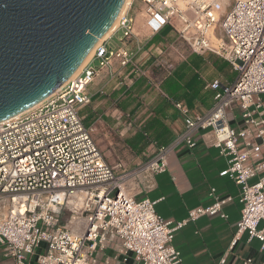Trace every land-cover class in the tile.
Segmentation results:
<instances>
[{
  "label": "built area",
  "instance_id": "obj_1",
  "mask_svg": "<svg viewBox=\"0 0 264 264\" xmlns=\"http://www.w3.org/2000/svg\"><path fill=\"white\" fill-rule=\"evenodd\" d=\"M138 1L147 20L170 26L193 52L221 56L236 78L209 84L214 97L205 112L173 102L184 119L182 131L144 162L128 170L121 163L109 165L79 111L90 104L88 89L100 71L116 62L120 70L146 76L147 69L136 62L141 45L130 46L137 37L133 18L124 12L116 27L122 31L120 47L101 41L80 71L53 94L0 121V248L12 264H98V253L108 248L132 256L134 264H183L173 244L175 233L203 215L226 217L222 205L231 198H214L174 221L156 212V201L135 192L151 187L174 149L194 147V135L201 131L210 132L208 145L227 156L221 174L239 188L242 211L231 246L246 233L264 249V175L251 182L264 171V162H249V142L244 149L239 146L250 126L256 137H264V0ZM217 27L223 39L214 47L208 33ZM233 106L245 128L229 125L227 111Z\"/></svg>",
  "mask_w": 264,
  "mask_h": 264
},
{
  "label": "crops",
  "instance_id": "obj_2",
  "mask_svg": "<svg viewBox=\"0 0 264 264\" xmlns=\"http://www.w3.org/2000/svg\"><path fill=\"white\" fill-rule=\"evenodd\" d=\"M142 7L140 1L130 0L125 12L133 18L137 34L130 46L141 45L136 62L147 69L146 76L135 77L127 69L120 70L116 62L110 69L100 71L88 89L90 104L79 111L86 127L102 132L100 146L105 159L111 165L120 161L126 170L144 162L182 131L184 119L173 102L184 104L194 113L205 112L213 104L214 91L209 84L218 79L229 84L236 78L227 60L208 50L191 51L170 26L147 20ZM118 32L122 33L115 29L106 37L105 44ZM208 37L216 47L223 39L220 27L211 30ZM120 46L119 43L117 47ZM262 101L264 105V96ZM227 114L231 127L245 128L238 106L228 109ZM247 131L249 134L239 140L240 148H246L245 143L249 142V162H264V137H256L252 126ZM211 137L208 131L195 133V146L188 148L183 144L174 149L165 172L152 177L151 187L139 188L135 193L156 201V212L163 219L174 221L184 220L191 209L207 206L214 198L230 197L222 205L226 217L203 215L187 222L175 233L173 244L183 264H222L221 259L223 264H245L247 259L252 261L248 264H260L264 249L257 240H249L246 233L240 234L231 246L242 211L239 188L221 174L228 158L208 145ZM111 153L119 160H114ZM261 175L264 171L251 182ZM212 189L214 193L210 195ZM2 251L0 248V264H12ZM98 264H134V260L108 248L98 253Z\"/></svg>",
  "mask_w": 264,
  "mask_h": 264
},
{
  "label": "water",
  "instance_id": "obj_3",
  "mask_svg": "<svg viewBox=\"0 0 264 264\" xmlns=\"http://www.w3.org/2000/svg\"><path fill=\"white\" fill-rule=\"evenodd\" d=\"M124 0H0V121L70 78Z\"/></svg>",
  "mask_w": 264,
  "mask_h": 264
},
{
  "label": "rangeland",
  "instance_id": "obj_4",
  "mask_svg": "<svg viewBox=\"0 0 264 264\" xmlns=\"http://www.w3.org/2000/svg\"><path fill=\"white\" fill-rule=\"evenodd\" d=\"M230 1V3H231V1L232 0H229ZM116 29V28H115ZM114 29V30H115ZM113 30V31H114ZM112 31V32H113ZM122 33L121 32H118L115 36H113L112 37V39H110V41L108 42V45H110L111 47H114V48H116L118 45H119V39H118V37L121 35ZM92 65L94 66V67H96V68H98L99 67V63H98V61L97 60H94L93 62H92ZM91 136H93V138H94V140H95V142H96V144H97V146H98V148H99V150L102 152V147L100 146L101 145V143L103 142V136H102V132L100 131V130H92V132H91ZM103 154V153H102ZM112 155V158L115 160H119V158L118 157H116V154H113V153H111ZM119 156V155H118ZM106 160V159H105ZM106 162L110 165V163L106 160ZM117 163H120V161H118ZM116 163V164H117ZM135 166V165H134ZM134 166H128V169L129 168H132V167H134ZM123 168H124V166H123ZM126 169V168H125ZM127 169V170H128Z\"/></svg>",
  "mask_w": 264,
  "mask_h": 264
},
{
  "label": "bare ground",
  "instance_id": "obj_5",
  "mask_svg": "<svg viewBox=\"0 0 264 264\" xmlns=\"http://www.w3.org/2000/svg\"><path fill=\"white\" fill-rule=\"evenodd\" d=\"M129 2H130V0H124L123 5H122V8H121L118 16L116 17V19L113 21V23L111 25V28L106 32V34L104 36H102L97 41L96 45L88 52V55L82 61V64L72 73V75L70 77H73L75 74H77L80 71V69L86 64V62L88 61V59L91 57V55H92L95 47L98 46L101 41H103L104 39H106V37H108L112 33V31L117 27L118 19L124 14V12H125V10H126L127 5H128ZM211 39L216 42V40H215V38L213 36H212Z\"/></svg>",
  "mask_w": 264,
  "mask_h": 264
}]
</instances>
